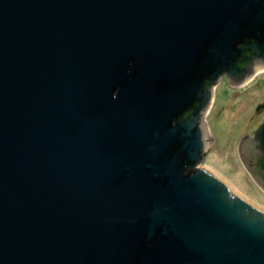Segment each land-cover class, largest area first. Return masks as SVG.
I'll return each instance as SVG.
<instances>
[{"label": "water", "instance_id": "obj_1", "mask_svg": "<svg viewBox=\"0 0 264 264\" xmlns=\"http://www.w3.org/2000/svg\"><path fill=\"white\" fill-rule=\"evenodd\" d=\"M259 65L264 0H0V264H264L199 166L204 85Z\"/></svg>", "mask_w": 264, "mask_h": 264}, {"label": "rangeland", "instance_id": "obj_2", "mask_svg": "<svg viewBox=\"0 0 264 264\" xmlns=\"http://www.w3.org/2000/svg\"><path fill=\"white\" fill-rule=\"evenodd\" d=\"M261 77L237 90L224 82L217 86L207 118L211 144L199 166L212 168L241 195L264 208V194L249 179L237 157L240 137L251 132L263 116L262 111L253 110L254 104L264 103V74Z\"/></svg>", "mask_w": 264, "mask_h": 264}, {"label": "flooded vegetation", "instance_id": "obj_3", "mask_svg": "<svg viewBox=\"0 0 264 264\" xmlns=\"http://www.w3.org/2000/svg\"><path fill=\"white\" fill-rule=\"evenodd\" d=\"M242 47H244L243 44L239 45V48H242ZM247 54H248V52H245L242 56V59H245ZM243 61L244 62L239 64V67L241 68V70H243V68L246 64V61L245 60H243ZM256 67L257 68L258 67L264 68L263 65L254 66L252 72L249 73L248 75L236 76V77L235 76L230 77L228 72L222 71L220 73V75L218 76V79L216 81L208 82L204 85V90L207 91L210 95H209V97L206 98L205 107L203 110V116L204 117H202L199 120L198 125L202 126L203 129L206 130L208 142H211L210 141L211 140L210 139L211 138L210 137L211 131H210L208 124H207V118L209 117V114H210V111H211V108H212V105L214 102L215 89L217 88V86L221 82H224L233 90L245 88L247 86L249 87L251 85V83L255 82V80H257L258 78H262L261 76H262V74H264V70L256 73ZM253 110L255 112L256 111H258V112L262 111L263 112L262 119H261L260 123L254 129H252L251 132H246L240 137V139L238 141V145H237V157H238L245 173L249 177V179L264 194V191L261 188V186L264 187V168H262L261 166L256 164L255 156H254V150L251 149V146H250V138L254 137L255 131L259 128V126L264 121V103H262V104L257 103L256 105L254 104ZM186 117L187 116L185 114L183 116V118H186Z\"/></svg>", "mask_w": 264, "mask_h": 264}, {"label": "bare ground", "instance_id": "obj_4", "mask_svg": "<svg viewBox=\"0 0 264 264\" xmlns=\"http://www.w3.org/2000/svg\"><path fill=\"white\" fill-rule=\"evenodd\" d=\"M262 70H264V68H262V67H258V68H256V73L257 72H260V71H262ZM205 168H207V169H209L210 171H212L215 175H217L220 179H222L227 185H228V187L235 193V194H237V195H239V196H241L242 198H244L248 203H250L252 206H254V207H256V208H258V209H262V210H264V208H262V207H260V206H258V205H256V203L255 202H253V201H251L250 199H247V198H245L243 195H241L238 191H237V189L228 181V180H226L224 177H222L219 173H217L215 170H213L212 168H210V167H205Z\"/></svg>", "mask_w": 264, "mask_h": 264}, {"label": "trees", "instance_id": "obj_5", "mask_svg": "<svg viewBox=\"0 0 264 264\" xmlns=\"http://www.w3.org/2000/svg\"><path fill=\"white\" fill-rule=\"evenodd\" d=\"M186 116H187V113H186Z\"/></svg>", "mask_w": 264, "mask_h": 264}]
</instances>
